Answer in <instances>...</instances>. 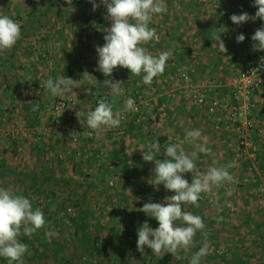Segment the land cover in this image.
Wrapping results in <instances>:
<instances>
[{
	"label": "rangeland",
	"instance_id": "1",
	"mask_svg": "<svg viewBox=\"0 0 264 264\" xmlns=\"http://www.w3.org/2000/svg\"><path fill=\"white\" fill-rule=\"evenodd\" d=\"M75 2L68 8L66 0H0V15L21 25L20 39L0 53V187L29 198L46 219L32 235L21 232L28 246L23 264H190L205 242L210 250L202 264H264V86L250 114L237 121L224 89L246 60L264 56L253 51L251 40L264 21L237 26L230 20L241 12L254 15V0H165L167 12L154 14L149 24L158 39L141 46L173 56L150 85L142 82L143 74L114 70L108 79L122 81L120 97L111 95L102 84L106 77L96 71L95 46H103L111 24L106 8L93 11L90 3L78 10ZM241 33L245 40L237 43ZM84 72L101 84H89ZM63 76L82 79L80 87L53 96L44 84ZM103 93L122 122L97 138L76 113L84 119ZM128 98L135 110H124ZM58 102L65 108L56 111ZM247 119L254 121L252 128ZM194 128L211 149L199 155L197 167L206 171L213 160L234 163L228 171L237 182L202 193L199 208L185 206L206 226V236L196 233L195 247L174 257L155 256L145 246L142 254L138 228L145 221L156 228L158 222L138 209L174 195L150 184L155 165L142 159V151L156 139L161 151L155 155L163 160L167 145L180 144ZM184 176L191 183V174ZM48 231L58 235L48 238ZM0 264L7 259L0 257Z\"/></svg>",
	"mask_w": 264,
	"mask_h": 264
},
{
	"label": "clouds",
	"instance_id": "2",
	"mask_svg": "<svg viewBox=\"0 0 264 264\" xmlns=\"http://www.w3.org/2000/svg\"><path fill=\"white\" fill-rule=\"evenodd\" d=\"M38 2V0H37ZM92 4V10L96 11L101 5L106 8L105 19L110 21L103 36V46L96 45L97 67L106 79L102 84L110 89L113 97L124 95L121 87L122 81L108 79L117 68L128 69L136 76L142 75V82L150 85L153 79L163 74L166 62L173 56L171 51H164L153 55L141 45L147 44L153 39H158L155 28L149 27L154 14L166 13L165 0H88ZM68 8H73V0H66ZM257 9L254 15L248 12L232 14L230 20L234 25L241 26L249 21H264V0H254L252 4ZM21 37V25L7 15H0V53L10 50ZM218 42L221 53L227 51L220 35L214 37ZM245 40L244 34L236 36V42ZM253 51H264V25L257 28L251 36ZM88 77V83L98 86L101 82L88 72L83 73ZM82 79L73 80L63 76L59 78L49 77L44 87L53 96H65L79 88ZM125 111L135 110V102L128 98L124 103ZM81 125L95 132L97 138L102 136L105 129H115L121 125V113L113 112L112 104L105 96L99 100L95 110L87 112L84 119L76 113ZM92 135V132H89ZM188 144L191 151H186L182 146ZM161 151L158 140L148 145L147 151H142V159L145 162H154L152 169L153 186L163 185L164 189L173 192L174 195L166 196L162 202L149 200L138 209L154 218L158 227H150L147 221L138 228L137 250L144 253L145 246L152 250L155 256H163L166 253L174 257L183 249L188 252L195 247L194 237L199 231L206 236L205 223L200 215L193 214L185 209L186 205L200 207L198 201L202 193H212L213 187L223 184H234L237 181L228 171L235 167L234 163L220 165L213 160L212 166L202 171L196 165L200 154L207 155L211 149L202 140L199 129L187 130L180 144L169 143L163 150L164 159H158L155 153ZM190 173L191 183L184 174ZM222 219V218H221ZM179 222V223H178ZM46 219L43 212L36 208L33 210L32 202L22 194H15L11 190L0 187V257L6 258L8 264H23V257L28 252V246L20 239L21 232L30 236L43 228ZM48 238L58 235L53 231L45 233ZM209 244L205 242L190 258V264H202V258L209 254Z\"/></svg>",
	"mask_w": 264,
	"mask_h": 264
},
{
	"label": "built area",
	"instance_id": "3",
	"mask_svg": "<svg viewBox=\"0 0 264 264\" xmlns=\"http://www.w3.org/2000/svg\"><path fill=\"white\" fill-rule=\"evenodd\" d=\"M187 79L189 77L186 76ZM264 86V56H254L246 60L242 70L234 74L228 83L225 85L226 99L229 102L231 119L239 118L240 116H248L252 109L254 108V102L256 95ZM105 96L108 97L110 102V97L105 94L96 100L95 107L98 106L99 100L103 99ZM64 102H58L55 105L56 111L65 108ZM247 128H252L254 126V121L247 119L244 122Z\"/></svg>",
	"mask_w": 264,
	"mask_h": 264
},
{
	"label": "trees",
	"instance_id": "4",
	"mask_svg": "<svg viewBox=\"0 0 264 264\" xmlns=\"http://www.w3.org/2000/svg\"><path fill=\"white\" fill-rule=\"evenodd\" d=\"M75 4H76L78 10H83L84 8H86V7H88L90 5V3L88 2V0H76Z\"/></svg>",
	"mask_w": 264,
	"mask_h": 264
}]
</instances>
